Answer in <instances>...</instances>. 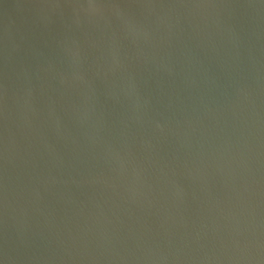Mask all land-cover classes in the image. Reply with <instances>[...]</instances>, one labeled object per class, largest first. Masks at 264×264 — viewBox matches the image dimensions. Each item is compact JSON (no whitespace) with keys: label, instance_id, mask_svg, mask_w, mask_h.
<instances>
[{"label":"water","instance_id":"1","mask_svg":"<svg viewBox=\"0 0 264 264\" xmlns=\"http://www.w3.org/2000/svg\"><path fill=\"white\" fill-rule=\"evenodd\" d=\"M0 264H264V0H0Z\"/></svg>","mask_w":264,"mask_h":264}]
</instances>
